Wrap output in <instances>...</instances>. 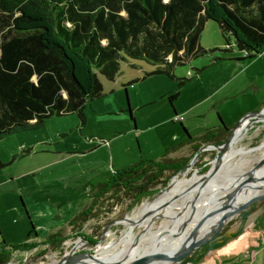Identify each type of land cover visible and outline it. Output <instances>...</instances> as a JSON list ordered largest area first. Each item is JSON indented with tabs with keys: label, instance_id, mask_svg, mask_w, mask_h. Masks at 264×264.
I'll return each mask as SVG.
<instances>
[{
	"label": "rangeland",
	"instance_id": "1",
	"mask_svg": "<svg viewBox=\"0 0 264 264\" xmlns=\"http://www.w3.org/2000/svg\"><path fill=\"white\" fill-rule=\"evenodd\" d=\"M199 45L206 54L176 65L175 79L149 75L157 70L155 66L122 55L123 59L118 61L119 72L112 81L97 73L103 97L86 105L84 125L76 113H71L52 117L40 127L0 139V161L5 165L0 170V234L8 245L21 244L29 235L31 227L25 214L43 237L87 209L91 202L83 195V186L100 173L119 171L140 160L176 158L181 152L189 159L181 175L167 174L168 182L154 186L138 204L134 203L132 195L108 193L96 203L88 221L71 227L67 224L59 230L66 240L58 249L42 245L44 241L31 244L33 248L29 251L13 252L8 264H49L50 261L57 264L71 255L93 257L97 247L109 240H119L130 226L133 213L143 203L148 206L161 197L174 179L190 178L193 173L205 176L213 171L218 146H202L197 152L194 148L173 150L187 140L181 126L171 123L173 109L177 113L186 111L182 125L189 137L195 138L216 127L220 123L218 116L230 134L250 116L247 111L264 102V54L242 61L245 52L235 47L232 38L230 48L225 46L219 26L213 21L205 22ZM189 79L192 81L188 82ZM179 81H185L181 88ZM178 90L179 97L173 101L172 108L167 97ZM194 104L198 105L191 110ZM245 112L248 114L240 118ZM244 153L252 160L246 169L254 170L264 158L263 122L247 126L221 168L236 163ZM241 185H227L213 197L238 193L245 187ZM210 196L204 195L203 201L209 202ZM262 197L264 193L256 201L229 209L217 231L206 238L209 241L187 251L181 263L196 254V258L205 262L203 264H262L264 247H260V241L262 237L264 243V220L255 218L264 208ZM196 205L190 206L185 215L199 210ZM207 211L208 208L201 210L198 220H204ZM125 219L130 221L125 222ZM160 222L161 219H156L147 228H138L134 237L150 238L156 234ZM189 224L190 221H186V226ZM171 228H163L158 238L167 235ZM86 238L95 240L96 244L91 246ZM177 238V242L188 239L184 235ZM156 240L133 248L124 264L143 260L153 251L152 243ZM184 250L175 254V262Z\"/></svg>",
	"mask_w": 264,
	"mask_h": 264
},
{
	"label": "trees",
	"instance_id": "2",
	"mask_svg": "<svg viewBox=\"0 0 264 264\" xmlns=\"http://www.w3.org/2000/svg\"><path fill=\"white\" fill-rule=\"evenodd\" d=\"M206 21L218 24L225 46L230 48L232 38L245 52L242 61L264 54V0H0V139L71 113L84 125L86 105L103 97L97 73L112 81L122 55L155 66L149 75L175 79L176 65L206 54L199 45ZM184 84L179 81L178 87ZM178 97L179 90L167 97L172 108ZM228 135L220 121L194 140V151L221 146ZM188 162L140 160L98 174L83 186L90 206L70 226L88 221L108 193L132 195L138 204L154 186L168 182L167 174L186 170ZM4 167L0 161V170ZM65 240L55 234L42 245L56 250ZM31 248L2 243L0 264Z\"/></svg>",
	"mask_w": 264,
	"mask_h": 264
},
{
	"label": "bare ground",
	"instance_id": "3",
	"mask_svg": "<svg viewBox=\"0 0 264 264\" xmlns=\"http://www.w3.org/2000/svg\"><path fill=\"white\" fill-rule=\"evenodd\" d=\"M262 122L264 123V119ZM246 131L247 125H243L234 134L227 149L223 152V165L229 157L234 142ZM261 147L262 145L260 148ZM250 162H252V160L246 158V153H244L240 157V160L238 159L236 163L231 166H224L223 168L220 167L216 169L217 160L215 158L212 163L214 169L207 175L198 177L193 173L190 178L181 176L174 179L167 191H163L161 197L150 202L148 206L145 204L146 202L143 203L133 213V216H130L132 218L131 221L130 219H125V222L130 221V226L127 227V230L120 236L119 240H109L104 246L97 247L92 260H87L85 262L76 261L69 264L122 263L129 256L128 252L133 248L141 246L155 238H157V240L152 243L154 247L153 251L143 260H136L131 264H173L175 254L179 250L199 245L212 231L217 230V226L221 225L225 219V214L221 213L222 208L234 203L256 201L262 196L264 193V166L256 173H253V169H246V165ZM236 183L245 185V187L235 194L230 193L220 195L217 198L213 197L215 196L214 194L218 192L217 189L220 185H231ZM206 194H211V196L208 197L209 202L203 201L205 199L204 195ZM222 199L226 200L221 201ZM195 203H197L196 206H198L199 210L186 216V210ZM204 208H208L205 219L202 221L198 220V218L201 217L200 213H202L200 211ZM181 209L182 214L180 217L179 212ZM210 212H212V214H209ZM156 219H161V222L155 235L150 238H143L145 237L144 235L143 237H134L138 228H147ZM164 219L166 220L163 221ZM182 221L185 222V224L186 221H190V224L186 226V230L181 234L188 239L177 242V237L179 236L175 237V235ZM166 226H172L171 230H169L167 235L158 238V235ZM197 234L199 235L197 236ZM195 236H197V238H194ZM107 238H109V235H107ZM155 259L158 260L155 261ZM49 264H55V262L50 261Z\"/></svg>",
	"mask_w": 264,
	"mask_h": 264
},
{
	"label": "crops",
	"instance_id": "4",
	"mask_svg": "<svg viewBox=\"0 0 264 264\" xmlns=\"http://www.w3.org/2000/svg\"><path fill=\"white\" fill-rule=\"evenodd\" d=\"M198 104H194L192 107H191V110H194L195 109V107L197 106ZM264 109V102L261 104V105H259L258 107H255L254 109H252L251 111H247L250 115H252V114H255L256 112L258 113V112H261L262 110ZM258 110V111H257ZM186 112V111H185ZM185 112H183V113H177L176 112V110L174 109V112H173V118L175 117V116H182L183 117V121L182 122H179V123H173V119L171 120V123L172 124H179L180 126H182L184 129H185V127L182 125V123L184 122V116L186 115V113ZM248 113H243V114H241V115H239L240 116V118L242 117V116H244L245 114H248ZM218 119H220V117L218 116ZM220 121H221V119H220ZM221 123L223 124V122L221 121ZM220 126V123L218 124V125H216V127H213L212 129H216V128H218ZM225 127V126H224ZM182 129V128H181ZM183 129V130H184ZM227 129V128H226ZM133 130L135 131V125H134V127H133ZM211 130V129H210ZM229 131V130H228ZM183 132V131H182ZM185 132H186V130H185ZM183 134H185L186 136H187V140H186V142L184 143V144H182V145H180V146H178V148L177 149H173L174 151H176V150H178L179 148H180V150L182 149V151L183 150H188L189 148H193V147H195L196 146V141H194L197 137H199L200 135H197L195 138H192V137H189L188 136V134H187V132L186 133H184L183 132ZM202 135V134H201ZM189 140H192L191 141V143H189ZM182 153V152H181ZM180 153V155H179V157H176V158H172V157H167V156H164V157H167V158H169V159H173V160H178V159H184V157H186V156H182V154ZM88 194H90V192L89 191H85L84 193H83V195H86L88 198H89V201L91 202V198H90V196L88 195ZM87 206V205H86ZM81 211H83V210H81ZM81 211H79V213L81 212ZM78 213V214H79ZM77 214V215H78ZM252 214H254V213H252ZM251 214V215H252ZM257 214V216L255 217V218H259V219H261V220H264V208H262L261 210H260V212H258V213H256ZM76 215V216H77ZM25 216H26V218H27V221H29V223H30V227H31V230H30V233H29V235L26 237V239L22 242V243H28V244H36V243H41V242H45L47 239H48V237L49 236H51V235H55V234H59L58 232H59V230L60 229H62L63 227H65L67 224L69 225V227H71L70 226V222L76 217H74L72 220H70L68 223H65L63 226H60V227H56L54 230H52V231H50L48 234H45L43 237H40L39 236V232H37L36 231V229L33 227V225H32V223H31V219L29 218V216L27 215V214H25ZM248 216L249 215H247V218H248ZM247 218L245 219V221L247 220ZM254 220V219H253ZM246 223V222H245ZM60 235V234H59ZM4 239H3V237H2V235L0 234V245L2 244V243H5L4 241H3ZM261 244H260V247L261 248H263L264 247V243H263V239H262V237H261ZM6 244V243H5ZM42 244V243H41ZM6 245H8V244H6ZM196 259H198V258H196V254L194 255V257L193 258H191L190 260H185L184 261V263L185 264H203V263H205L204 261H202V260H197L196 261ZM183 262L181 263V264H184ZM219 264H220V262H219ZM262 264H264V256H263V258H262Z\"/></svg>",
	"mask_w": 264,
	"mask_h": 264
},
{
	"label": "water",
	"instance_id": "5",
	"mask_svg": "<svg viewBox=\"0 0 264 264\" xmlns=\"http://www.w3.org/2000/svg\"><path fill=\"white\" fill-rule=\"evenodd\" d=\"M263 111H264V110H262L261 112H258V113H255V114H252V115H250L249 117H247L246 119H244L240 124H238V125L232 130V132L229 134L227 140H226L221 146H218V147L216 148V151H217V155H216V160H217L216 169H219V168L223 165V160H224V156H223L224 154H223V152L227 149V146H228V144L230 143L231 139L233 138L234 134H235V133H236V132H237V131L243 126V125H247V126H248L249 124H252L253 122H262V120L264 119ZM263 166H264V158L261 159V160L256 164L253 173H256V172H257L261 167H263ZM226 186H227V184H222V185H220V186L218 187L217 190H221V189L225 188ZM217 190H216V191H217ZM186 195H188V194H186ZM198 196H199V194H198ZM262 198H264V197H262ZM262 198H261V199H262ZM250 202H252V201H245V202H240V203H234V204H231V205L225 206L224 208L221 209V213L227 215L226 212H227L229 209L235 207L236 205H239V204H245V203H250ZM182 209H183V208H182ZM182 209H181L180 212H179L180 217H181V214H182ZM219 226H220V225L217 226V229H218ZM185 230H186V224H185V222L182 221L181 226H180V228L178 229V231H177L175 237L181 235ZM216 231H217V230H216ZM216 231H215V232H216ZM104 237H105V236H104ZM101 239H103V237H102ZM208 241H209L208 239H205V240L202 241L198 246L193 247V248H190V249H186V250L182 251V252H184V253H183V254L177 259V262H175V259H174L173 264H179V263H181V261H182V260L188 255V252H187V251H191V250H193L194 248H197V247H199L200 245H202L204 242L206 243V242H208ZM175 258H176V257H175ZM92 259H93L92 257H88V256L85 257V256H80V255H75V256H72V255H71L70 258L64 257L62 260L57 261V264H69V263L76 262V261H87V260H92ZM158 259H159V257H158ZM158 259H155V261L158 260ZM125 261H126V260H125ZM125 261H124V262H125ZM124 262H122V263H117V264H124ZM96 264H103V263H96Z\"/></svg>",
	"mask_w": 264,
	"mask_h": 264
},
{
	"label": "built area",
	"instance_id": "6",
	"mask_svg": "<svg viewBox=\"0 0 264 264\" xmlns=\"http://www.w3.org/2000/svg\"><path fill=\"white\" fill-rule=\"evenodd\" d=\"M173 123H179L183 121V117L182 116H176L173 118Z\"/></svg>",
	"mask_w": 264,
	"mask_h": 264
},
{
	"label": "flooded vegetation",
	"instance_id": "7",
	"mask_svg": "<svg viewBox=\"0 0 264 264\" xmlns=\"http://www.w3.org/2000/svg\"><path fill=\"white\" fill-rule=\"evenodd\" d=\"M196 176H197V175H196ZM213 232H215V231H213ZM210 234H211V233H210ZM210 234H209V235H210ZM209 235H208V236H209ZM208 236H207V237H208ZM207 237H206V238H207ZM194 246H195V245H194ZM197 246H198V245H197ZM195 247H196V246H195ZM192 248H193V247H192Z\"/></svg>",
	"mask_w": 264,
	"mask_h": 264
}]
</instances>
